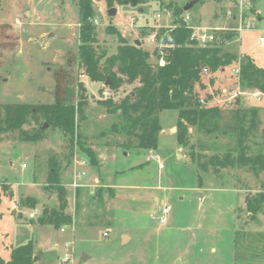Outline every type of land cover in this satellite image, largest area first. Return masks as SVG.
I'll list each match as a JSON object with an SVG mask.
<instances>
[{"label":"rangeland","instance_id":"obj_1","mask_svg":"<svg viewBox=\"0 0 264 264\" xmlns=\"http://www.w3.org/2000/svg\"><path fill=\"white\" fill-rule=\"evenodd\" d=\"M188 1L116 4L110 17L103 0L93 1L96 51L109 56L120 37L129 43L140 40L150 61L157 63L166 45L153 41V34L172 28L173 5L183 7ZM228 11L237 22H224ZM183 12L190 27L226 28L216 32L218 38L231 34L221 41L222 48L264 69V43L259 42L264 36V0H201ZM78 43L75 0H0V105L53 103L62 70L73 78V88L83 82L88 98L73 143L59 129L44 125L41 117L28 118L22 126L28 135L40 129L34 141L23 140L19 129L0 132V257L8 260L13 248L31 241L34 264H264V202L253 218L245 208L247 198L264 189L263 175L229 168L202 173L198 185L188 151L177 144L176 110L159 113L155 150L120 147L126 137L111 130L119 117L100 100L112 97L118 102L136 83L123 85L113 95L103 83L89 80L78 65ZM232 69L213 76L209 90L220 86L223 98L209 104L222 106L223 128L234 123L237 108L256 107L257 126L249 141L256 151L264 148V95L260 100L238 97L224 102L227 92L236 88ZM202 75L210 79L208 71ZM202 142L209 154L234 145L229 134L221 133ZM87 152L94 154L92 162ZM50 170L66 190L64 212L71 217L70 224L59 228L39 222L44 209L59 206L57 192L46 187ZM163 205L170 208L165 224L159 222ZM122 236L129 239L122 242ZM65 255L69 260H63Z\"/></svg>","mask_w":264,"mask_h":264},{"label":"trees","instance_id":"obj_2","mask_svg":"<svg viewBox=\"0 0 264 264\" xmlns=\"http://www.w3.org/2000/svg\"><path fill=\"white\" fill-rule=\"evenodd\" d=\"M93 1L99 0H75L78 7V65L89 80L103 84L108 80L107 87L113 95L123 85L136 83L118 102L112 97L100 100L109 113H115L119 117V122L113 123L111 130L126 137V142H122L120 147L155 150L161 130L159 113L163 110H176L177 144L188 151L189 160L196 170L198 185H201L202 173H218L220 170L236 167L247 168L255 175L262 174L264 178V148L254 151L249 143L257 126V108L241 110L236 107L234 123L223 128L220 124L222 106L209 104L213 98L222 97V91L219 86L211 93L208 84H212L216 73L222 74L231 66L240 67L239 76L235 77L233 83L238 81L243 89L264 93V69L256 66L249 57L238 59L236 54L222 48L221 41L228 39L231 34H220L221 40L219 38L212 44L199 46L191 39L192 29L183 19L182 7L173 5L174 26L160 28L155 35L158 43L166 45L163 66L152 63L147 50L126 42L121 37L116 52L105 56L103 50L98 53L94 46L96 28ZM103 1L107 8H111L116 4H136L142 0ZM171 6L172 4L170 8ZM154 53L157 55V50ZM204 68L209 74L208 81L202 75ZM57 78L53 103L0 105V132L19 129L23 140L34 141L40 136V129L37 128L32 135H28L22 130V126L28 118L41 117L73 143L77 134V118L85 112L84 106L87 104L86 89L81 81L74 88L70 86L73 78L68 77L65 70ZM202 91H205L204 96H201ZM220 133L229 134L234 139L233 148L221 154H209L206 152L209 148L204 145L202 138L215 139ZM193 134L195 142L192 140ZM86 154L92 162L94 154ZM262 184L264 185V181ZM46 187L57 192L59 206L58 209H44L39 222L52 224L56 228L70 224L71 217L64 212L67 206L66 190L55 170H50ZM25 201L29 202L30 199ZM263 202L264 189L247 198L245 208L251 218L260 212ZM0 264H34L32 242L13 248L8 260L0 257Z\"/></svg>","mask_w":264,"mask_h":264},{"label":"built area","instance_id":"obj_3","mask_svg":"<svg viewBox=\"0 0 264 264\" xmlns=\"http://www.w3.org/2000/svg\"><path fill=\"white\" fill-rule=\"evenodd\" d=\"M229 18L233 19L234 21L235 20H238L236 18L235 15H232L230 11L227 12L226 14ZM158 17V16H157ZM183 19L184 21L187 23V20H188V15H184L183 16ZM239 21H240V18H239ZM188 26V25H187ZM190 27V26H189ZM192 29V33H191V39H193L194 41H196V43L199 45V46H207L209 44H212L213 42L215 41H218L219 38L217 37L216 35V32L219 30V31H223L225 30L226 28L224 27H213V26H193V27H190ZM239 31H241V25L238 26L237 28ZM153 41L157 42L156 41V38H155V34H153V37H152ZM259 42L260 43H264V36H260L259 37ZM157 64L159 66H163L165 64V58H164V54L163 56H160L158 61H157ZM239 65L237 66H234L233 69H232V73L234 74V76L237 78L239 76ZM202 72H207V69L204 68L202 70ZM235 89L233 90H230L227 92V96L225 97L226 99H224L223 101H227V102H230V100H234L235 98H238V97H241V98H246L248 100H260L261 97L264 95L262 92H259V91H256V90H251V89H243L241 88L240 84L238 83V81H236L235 83ZM108 91H103L102 92V96L104 98H106L108 96ZM223 98V97H222ZM222 101V102H223ZM154 157H156V160H158V157L157 156H153L152 158L154 159ZM81 163H86V161H82ZM81 176H84L85 173L84 172H81L80 173ZM79 175V176H80ZM17 207V206H15ZM169 206L168 205H163L161 207V216L159 217V222L161 224H165L166 223V217L167 215L169 214ZM29 217H34V214L32 212L29 213ZM62 230V229H61ZM103 236L107 237L108 236V232L105 231L103 233ZM63 260H69V258L67 257V255L64 256Z\"/></svg>","mask_w":264,"mask_h":264},{"label":"water","instance_id":"obj_4","mask_svg":"<svg viewBox=\"0 0 264 264\" xmlns=\"http://www.w3.org/2000/svg\"><path fill=\"white\" fill-rule=\"evenodd\" d=\"M199 1H201V0H190V1H188V2H186V4L182 7V10L183 11H187V10H189L190 8H192L197 2H199ZM116 13V8L115 7H111V8H108V10H107V16H113L114 14ZM134 44L136 45V46H140L141 45V42H140V40H135L134 41ZM108 84H109V81L108 80H106V82L104 83V85L105 86H108ZM44 125H47V123H45ZM127 238V236H124L123 238H122V242L125 240ZM86 258V256L84 255V256H82V259L84 260Z\"/></svg>","mask_w":264,"mask_h":264},{"label":"crops","instance_id":"obj_5","mask_svg":"<svg viewBox=\"0 0 264 264\" xmlns=\"http://www.w3.org/2000/svg\"><path fill=\"white\" fill-rule=\"evenodd\" d=\"M215 16L217 17V15H215ZM227 18H228V19H231V18H229V17L225 14V16H224V18H223V19H224V22H226V19H227ZM231 21H232V22H237V20L234 21L233 19H231ZM173 125H174V124H173ZM173 125L170 126V130H172ZM179 148H180V147H179ZM101 156H104V159H105V157H106L105 154H101ZM84 164H85V163H84ZM93 181L98 182V179H94V178H93ZM70 215H71V214H70ZM72 221H73V219H72ZM60 231H63V229L60 230ZM108 234H109V233H108ZM123 237H124V236H122V238H123ZM127 238H128V237H127ZM127 238H126V239H127ZM128 239H129V238H128Z\"/></svg>","mask_w":264,"mask_h":264}]
</instances>
